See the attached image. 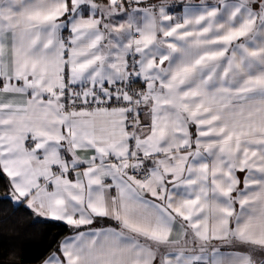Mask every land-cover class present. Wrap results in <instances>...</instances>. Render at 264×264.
<instances>
[{"label":"snow or ice","instance_id":"obj_1","mask_svg":"<svg viewBox=\"0 0 264 264\" xmlns=\"http://www.w3.org/2000/svg\"><path fill=\"white\" fill-rule=\"evenodd\" d=\"M0 191L38 264H264V0H0Z\"/></svg>","mask_w":264,"mask_h":264},{"label":"trees","instance_id":"obj_2","mask_svg":"<svg viewBox=\"0 0 264 264\" xmlns=\"http://www.w3.org/2000/svg\"><path fill=\"white\" fill-rule=\"evenodd\" d=\"M2 195L0 191V196ZM5 219H11L19 224V235L13 239L7 233L0 231V248L4 247L6 242L16 244L23 252L26 264H38L39 258L44 254L53 236L60 239L69 234L65 227L56 222L33 226L32 220L24 212L13 215L10 208L4 210L3 205L0 204V221Z\"/></svg>","mask_w":264,"mask_h":264}]
</instances>
